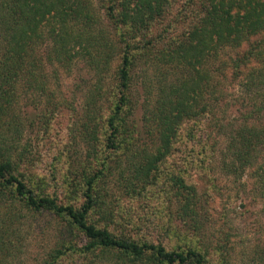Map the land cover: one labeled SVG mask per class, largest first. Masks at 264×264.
<instances>
[{"label":"trees","instance_id":"16d2710c","mask_svg":"<svg viewBox=\"0 0 264 264\" xmlns=\"http://www.w3.org/2000/svg\"><path fill=\"white\" fill-rule=\"evenodd\" d=\"M167 1L106 0L104 8L114 33L112 39L102 35L100 44L91 0H0V264H7L18 246V227L26 214L16 212L22 211L32 216L48 213L63 224L70 237L50 250L42 264L98 254L113 257L119 264H210L195 245L183 242L168 248L151 239L152 230L161 231L164 239H176L175 220L184 223L197 214L195 191L185 184L182 173L164 165L180 137L184 117H189L202 86L207 84L206 76L205 83L201 84L200 77L197 80L201 74L197 68L208 56L218 55L221 48H236L264 37V0L202 3L197 23L185 42L161 55L164 62L185 59L191 74L159 95L150 110L158 146L151 153L132 152L137 131L127 124L134 111L131 72L140 45L146 42L148 47L154 41L145 32L163 17ZM253 45L249 44V51L238 63L252 67L249 80L257 76L261 81L264 52L260 56L256 51L255 55ZM79 51H84L83 59L98 74L108 73L115 57L118 62L112 69L107 113L101 120L88 117L82 121L86 130L81 141L89 147L85 161L76 169L70 166L59 181L53 178L54 188L49 179L32 172L35 159L22 144L24 120L14 104L22 95L43 87V60L67 66L79 57ZM263 113L264 101L251 106L244 118L257 120L259 127H239L229 136L222 159V167L234 175L244 174L251 167L256 193L262 197ZM172 198L177 204L171 203ZM76 238L79 242H73Z\"/></svg>","mask_w":264,"mask_h":264},{"label":"rangeland","instance_id":"374dc122","mask_svg":"<svg viewBox=\"0 0 264 264\" xmlns=\"http://www.w3.org/2000/svg\"><path fill=\"white\" fill-rule=\"evenodd\" d=\"M203 2L206 0H168L163 17L150 28V33L145 32L154 41L148 47L146 42L140 45L141 51L131 72L134 111L127 124L137 131L132 152L138 149L151 153L158 146L150 110L159 95L166 94L172 85L191 74L185 59L164 62L161 55L185 42L192 25L197 23ZM91 3L98 21L93 25L94 30L102 44V35L112 39L114 33L104 8L107 2L91 0ZM263 38L251 39L236 48L226 46L218 55L204 59L197 68L201 73L197 80L200 77L201 84L205 83L206 76L207 84L202 86L201 96L190 109L189 117H184L180 137L164 165L165 169L182 173L185 184L195 191L197 214L192 219L186 218L184 223L175 220L179 233L176 239H164L159 230H152L151 239L160 240L168 248L183 245V242L195 245L205 253L210 264H264V197L256 193L253 170L248 167L244 174L234 175L222 167L229 136L241 126L259 127L257 120L244 117L254 103L264 101V78L260 81L252 76L249 80L252 67H244L238 61L249 51V44H254L255 55L259 52L261 56ZM78 53L79 57L67 66L43 60V87L22 95L14 104L24 120L22 144L31 152L29 157L35 159L36 167L32 172H38L44 180L49 179L54 188L57 185L53 178L59 181L70 166L76 169L85 161L89 147L81 141L86 130L82 121L88 117L92 121L99 117L101 120L107 113L112 69L118 62L115 57L110 62L109 72L98 74L83 59L84 51ZM235 64H240L238 69ZM252 81L255 84H250ZM95 95V100H91ZM92 103L94 105H90ZM260 119L264 124V113ZM94 127L91 124V129ZM99 137L103 140L102 133ZM174 200L172 198L171 203L177 204ZM131 207L136 208V205ZM16 214L26 215L20 220L16 238L19 243L7 264H42L50 250L70 238L63 224L48 213L32 216L22 211ZM61 264L119 263L113 257L98 254L73 257Z\"/></svg>","mask_w":264,"mask_h":264}]
</instances>
